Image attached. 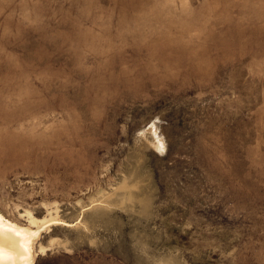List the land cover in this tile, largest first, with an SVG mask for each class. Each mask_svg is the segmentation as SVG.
Wrapping results in <instances>:
<instances>
[{
  "label": "rangeland",
  "instance_id": "1",
  "mask_svg": "<svg viewBox=\"0 0 264 264\" xmlns=\"http://www.w3.org/2000/svg\"><path fill=\"white\" fill-rule=\"evenodd\" d=\"M0 212L32 264H264V0H0Z\"/></svg>",
  "mask_w": 264,
  "mask_h": 264
},
{
  "label": "bare ground",
  "instance_id": "2",
  "mask_svg": "<svg viewBox=\"0 0 264 264\" xmlns=\"http://www.w3.org/2000/svg\"><path fill=\"white\" fill-rule=\"evenodd\" d=\"M38 235V229L12 222L0 212V264H32Z\"/></svg>",
  "mask_w": 264,
  "mask_h": 264
}]
</instances>
